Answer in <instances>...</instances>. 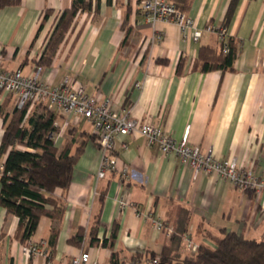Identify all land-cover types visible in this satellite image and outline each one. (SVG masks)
<instances>
[{
    "label": "crops",
    "instance_id": "1",
    "mask_svg": "<svg viewBox=\"0 0 264 264\" xmlns=\"http://www.w3.org/2000/svg\"><path fill=\"white\" fill-rule=\"evenodd\" d=\"M176 1L183 2L184 15L202 30L198 42L184 38L174 24L152 26L143 21L138 0H92L93 6L98 2L97 11L76 16L74 28L42 77L53 86L73 77L99 101L110 99L114 111L129 109L141 124L151 120L176 142L187 133L188 146L210 152L216 160H234L264 180V0ZM71 2L20 0L0 8V68L32 73L43 48L44 35L31 48L43 12L51 10L54 16ZM52 21L50 17L47 24ZM220 29L225 30L221 39L233 40L237 47L231 69L192 70L202 47L220 50ZM159 35L160 42L154 40ZM71 128L91 133L84 120L69 123L54 136L58 151ZM4 129L0 117V144ZM114 153L117 171L98 179L101 155L94 140L86 142L70 186L54 194L64 205L61 220L42 217L29 240L46 257L23 253L18 219L0 207V264H70L81 252L99 264H111L112 252L117 264H134L136 256L141 258L135 263L150 264L148 253L173 251L172 255L190 257L186 237L196 247H214L213 241L229 232L264 239V204L253 192L241 191L214 174L194 176L176 155L161 154L137 134L117 137ZM120 201L125 206L120 207ZM97 214L98 242L93 245L90 231ZM155 220L164 230L155 228ZM113 229V248L103 246ZM52 230L58 233L53 251L48 247ZM179 233L184 234L176 249L173 237Z\"/></svg>",
    "mask_w": 264,
    "mask_h": 264
},
{
    "label": "trees",
    "instance_id": "2",
    "mask_svg": "<svg viewBox=\"0 0 264 264\" xmlns=\"http://www.w3.org/2000/svg\"><path fill=\"white\" fill-rule=\"evenodd\" d=\"M170 1L178 10H183V2ZM19 2L20 0H0V8L15 6ZM233 6L232 2L226 13V21L232 14ZM97 9L98 2L93 6L92 0H72L69 8L54 16L51 10L44 11L31 48L50 17H53L55 25L43 44L36 67L42 70L50 67L76 16ZM224 47L227 49L225 52ZM236 55L237 47L233 40L223 41L219 51L212 47H202L192 70L226 71L231 69ZM12 103L11 95L0 93V117L5 125L0 144V163H3L4 168L0 177V207L5 209L7 215L17 217L19 239L25 244L36 233L42 217L52 221L61 220L64 205L54 198V194L57 190L68 189L73 179L74 166L83 153L86 142L94 140V137L91 133L71 128L67 131L68 138L62 150L58 151L54 143V136L58 134L54 126L58 117L55 110L37 103V107L30 113L28 103L9 113L7 109ZM78 139H81L80 143H76ZM4 156V161H1ZM104 195V192L100 194V204L103 203ZM98 225L99 214L95 217L90 231L93 245L98 242ZM183 234L173 237L176 249ZM57 235V231L52 230L48 240L51 251L54 250ZM81 235L83 236V232ZM114 240L115 229L102 244L113 248ZM213 242L214 247L199 245L190 257H179L175 254L176 249L175 255L170 251V254L164 252L156 256L148 253L147 256L149 261L156 259L157 264H264V239H247L241 234L229 232ZM116 257V253L112 252L111 264H117ZM140 258L136 256L134 264H138L135 262Z\"/></svg>",
    "mask_w": 264,
    "mask_h": 264
},
{
    "label": "built area",
    "instance_id": "3",
    "mask_svg": "<svg viewBox=\"0 0 264 264\" xmlns=\"http://www.w3.org/2000/svg\"><path fill=\"white\" fill-rule=\"evenodd\" d=\"M137 10L141 13L143 21L154 26L157 22L171 23L178 27L183 37H190L198 42L202 37V30L197 28L193 19L184 15L170 0H138ZM209 30V29H208ZM220 39L224 37L225 30L218 31ZM162 36H155L154 40L162 41ZM222 40V39H221ZM223 41V40H222ZM224 52L227 50L223 48ZM43 70L36 67L32 73L25 75L22 70H3L0 68V93L11 95L15 108L21 109L26 104L30 108L37 103L46 105L55 110L62 122H54L58 133H62L68 124H78L84 120L91 125V134L98 146L101 158L97 178L103 179L106 173L117 171V158L115 156V140L137 134L144 138L149 146H155L163 155H176L181 164L192 168L194 176L204 172L228 180L231 185L241 191L253 192L255 198L264 204V180L259 179L252 169H243L237 166L234 160H216L211 153H202L198 147L187 145L188 134L185 133L180 142L151 120L139 123L130 116V110L114 111L110 99L101 101L89 95L85 87L73 77H64L58 85H51L42 77ZM122 147L126 145L122 143ZM3 163H0V177L3 175ZM126 169L121 171V177L126 176ZM119 206L125 203L119 202ZM158 231L164 230L160 221H154ZM170 231L168 232V234ZM186 249L194 253L197 249L186 237ZM27 256H43L44 253L37 245L29 240L22 246ZM157 264V260L149 261ZM70 264H99L91 259L87 252H81L74 257Z\"/></svg>",
    "mask_w": 264,
    "mask_h": 264
},
{
    "label": "rangeland",
    "instance_id": "4",
    "mask_svg": "<svg viewBox=\"0 0 264 264\" xmlns=\"http://www.w3.org/2000/svg\"><path fill=\"white\" fill-rule=\"evenodd\" d=\"M75 21L76 20H74L73 22H72V24H71V26H70V28H69V30H68V32L66 33V35L68 34V33H70L71 31H72V29L74 28V26H75ZM54 25H55V21L53 20L52 22H49L48 24H47V26H45V28L42 30V33L40 34V35H44L43 37H44V40H43V44H45V40H46V38L50 35V33H52V31H53V28H54ZM41 37V36H40ZM44 46V45H43ZM43 49V48H42ZM37 107V104H34L31 108H30V113L35 109ZM15 109V105L14 104H12V107L8 110V112L9 113H12L13 112V110Z\"/></svg>",
    "mask_w": 264,
    "mask_h": 264
}]
</instances>
